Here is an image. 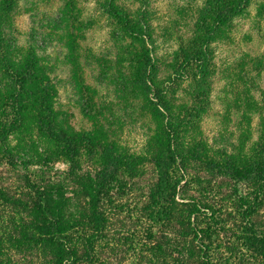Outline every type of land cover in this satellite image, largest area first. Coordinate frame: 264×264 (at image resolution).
I'll use <instances>...</instances> for the list:
<instances>
[{"label":"trees","instance_id":"1","mask_svg":"<svg viewBox=\"0 0 264 264\" xmlns=\"http://www.w3.org/2000/svg\"><path fill=\"white\" fill-rule=\"evenodd\" d=\"M66 1L73 6V0ZM100 1L105 13L121 22L118 42L122 44L125 37L144 44L151 40L144 14L139 19L131 18L116 11L113 0ZM217 1L209 0L202 10L205 23L212 17L215 24H230L248 6L249 0H223L219 11L213 7ZM2 2V12H11L16 7L15 0ZM82 25L83 22L62 13L45 16L38 30L56 43L53 58L46 55L47 50L39 56L38 41L32 36L29 53L21 61L25 66H11L19 77L14 83L17 93L12 95L17 117L22 121L21 114L27 107L32 110L37 155L34 162L46 171L65 158L72 165L66 176L78 182L71 194L66 192L63 181L44 178L31 184L26 197L5 196L7 201L14 202L19 213H28L30 220H15L1 230L0 243L9 249L0 264H264V220H257L264 210V140L257 142L250 156L241 160H222L204 153L203 143L192 147L189 156L191 147L186 142L213 91L209 43L214 30L207 24L198 47L187 52L180 65L195 66L191 95L194 105L184 107L183 117L175 114L174 107H178L175 101L155 87V59L149 48L145 46L146 50L141 48V52L131 54L130 65L135 72L132 79L123 77V80L134 87L138 85L153 97L152 103L166 122V148L161 145L151 158L157 171L156 183L139 203L129 208L132 205L115 201L111 195L123 161L115 144L99 145L104 168L95 175L78 176L75 172L82 149L86 148L89 154L94 145L89 143H95L96 137L89 133L79 138L68 129L56 94L60 85L57 74L68 57L74 61L76 70V32ZM53 31L60 35L54 38ZM4 36H7L5 29L0 35L1 45ZM7 42L10 45L9 34ZM69 44L70 52L65 53L63 48ZM85 57L92 58L89 52ZM89 63L86 62L87 67ZM73 79L90 94L77 70ZM95 92L90 95H96ZM99 143L97 138L95 145L98 147ZM191 167L212 179L189 178L187 170ZM223 178L234 181L237 189L240 186L241 192L234 188L236 197L225 196L221 191L218 180ZM191 184L198 188L202 198L184 195ZM116 217L121 220H114Z\"/></svg>","mask_w":264,"mask_h":264},{"label":"rangeland","instance_id":"2","mask_svg":"<svg viewBox=\"0 0 264 264\" xmlns=\"http://www.w3.org/2000/svg\"><path fill=\"white\" fill-rule=\"evenodd\" d=\"M73 2L72 6L66 0H15V9L2 12L0 0V35L5 29L10 37V45L7 36H4L3 45L0 44V231L15 220H30L28 213H19L14 202L5 199L6 195L26 197L31 184L44 178L51 182L63 181L70 194L77 188L78 181L66 176L72 165L65 158H60L46 171L34 162L37 155L33 144L32 110L27 107L20 121L12 97L17 93L14 83L19 77L11 66H25L21 61L29 53L32 36L38 41L39 56L47 50L46 55L53 58L56 43L38 30L45 16L62 13L83 22L76 32V70L90 94L95 90L96 95H90L88 89L74 81L76 70L70 57L57 74L60 85L56 95L67 118L68 129L76 132L79 138L92 133L96 141L97 138L100 141L98 147L96 141L89 143L94 144L90 147L91 154L86 148L82 149L75 169L78 176H93L104 168L100 144L117 146L123 161L111 192L115 201L123 200L133 208L144 198L157 181L152 155L161 145L166 148V122L152 103L153 97L138 85L134 87L123 80V77L132 79L135 72L130 65L131 54L141 52L145 46L155 59V87L175 101L178 106L174 107L175 114L183 117L184 107L194 105L191 95L195 66L183 68L180 65L185 54L198 47L207 24L215 32L209 43L213 91L205 112L188 134L189 156L192 147L203 143L204 153L222 160H241L250 156L257 142L264 140V0H249L248 6L226 25L215 24L212 17L208 18V23L203 21L202 10L209 0H113L116 11L135 19L146 16L151 38L146 44L129 37H125L122 44L118 42L121 22L105 13L100 0ZM222 3L223 0H219L213 7L219 11ZM52 35L56 38L60 33L53 31ZM71 47L69 44L63 51L69 53ZM87 52L92 58L85 57ZM87 61L90 67L86 66ZM126 163H130L129 167ZM187 175L212 179L194 167L187 170ZM218 182L225 196L233 195L234 188L238 192L242 190L227 178ZM184 195L202 198L193 184ZM257 220H264V210ZM2 234L1 231L0 240ZM7 249L8 245L0 243V260L5 259Z\"/></svg>","mask_w":264,"mask_h":264}]
</instances>
